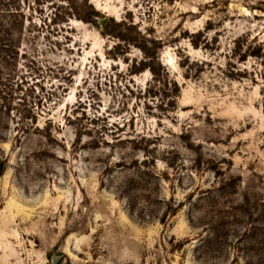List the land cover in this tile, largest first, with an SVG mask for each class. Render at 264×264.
<instances>
[{
  "label": "rangeland",
  "instance_id": "374dc122",
  "mask_svg": "<svg viewBox=\"0 0 264 264\" xmlns=\"http://www.w3.org/2000/svg\"><path fill=\"white\" fill-rule=\"evenodd\" d=\"M11 1L0 264H246L197 249L264 223V0Z\"/></svg>",
  "mask_w": 264,
  "mask_h": 264
},
{
  "label": "trees",
  "instance_id": "16d2710c",
  "mask_svg": "<svg viewBox=\"0 0 264 264\" xmlns=\"http://www.w3.org/2000/svg\"><path fill=\"white\" fill-rule=\"evenodd\" d=\"M18 2V1H17ZM11 0H0V96L7 93L9 83L11 82V74L7 72L8 66L12 59H15V55H19V45L22 39V21L24 17L20 6H12ZM12 7H15L14 10ZM14 14V15H13ZM98 12L92 11L88 14L87 18H82L87 23L96 24L100 18ZM12 18H15L12 21ZM17 18V19H16ZM1 100L3 104L7 102L5 97ZM30 116H26L25 119H29V122H16L15 131L18 134L22 131L23 133H29L37 125L38 117L45 116L48 112L41 111L40 113L32 111ZM44 114V115H43ZM4 120L0 116V131ZM41 130H38L40 133ZM36 133V132H35ZM8 168V160L5 156L0 155V177H2ZM218 193V192H216ZM211 195V193H210ZM226 195L222 193L220 196ZM201 200L207 201L209 193H204ZM2 209L0 205V210ZM180 209L178 205L172 215H175ZM244 212H249L250 207L246 205L239 208ZM228 213L227 215H231ZM161 223H165L164 220H160ZM206 225L205 234L202 235L199 240L197 252L203 256L211 257L212 255L228 256L226 253V247L232 249V253L236 254L234 262L238 261V258L246 261V264H264V223L260 226L254 225L250 222V226L245 228L241 234L234 233L232 229V219L228 218L225 222H203ZM229 226V227H228ZM234 239V240H232ZM232 254V255H233ZM230 255V252H229ZM241 255H244L241 257Z\"/></svg>",
  "mask_w": 264,
  "mask_h": 264
},
{
  "label": "water",
  "instance_id": "95a60500",
  "mask_svg": "<svg viewBox=\"0 0 264 264\" xmlns=\"http://www.w3.org/2000/svg\"><path fill=\"white\" fill-rule=\"evenodd\" d=\"M105 22H106L105 19L99 20V24L101 26H103L105 24ZM63 259H64V256H60V257H58L57 259L54 260L53 264H58Z\"/></svg>",
  "mask_w": 264,
  "mask_h": 264
}]
</instances>
